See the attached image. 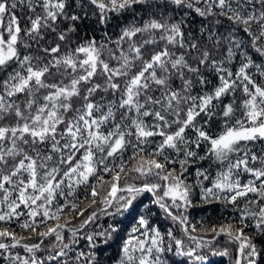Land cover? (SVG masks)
I'll list each match as a JSON object with an SVG mask.
<instances>
[{
	"label": "snow or ice",
	"instance_id": "snow-or-ice-1",
	"mask_svg": "<svg viewBox=\"0 0 264 264\" xmlns=\"http://www.w3.org/2000/svg\"><path fill=\"white\" fill-rule=\"evenodd\" d=\"M210 257L264 264V0H0V264Z\"/></svg>",
	"mask_w": 264,
	"mask_h": 264
},
{
	"label": "trees",
	"instance_id": "trees-1",
	"mask_svg": "<svg viewBox=\"0 0 264 264\" xmlns=\"http://www.w3.org/2000/svg\"><path fill=\"white\" fill-rule=\"evenodd\" d=\"M190 221L193 224H196L197 227H200L199 221H203L206 225H211L212 223L221 222L222 218H226L229 216L231 209L225 210L220 205H214L211 207L205 206L204 208H196L194 210L190 209ZM170 222H164L162 227H167ZM176 231H179V227L177 226ZM221 242H223V238H221ZM212 264H228L227 258L221 257H210Z\"/></svg>",
	"mask_w": 264,
	"mask_h": 264
}]
</instances>
